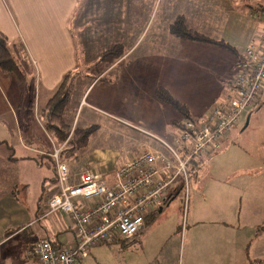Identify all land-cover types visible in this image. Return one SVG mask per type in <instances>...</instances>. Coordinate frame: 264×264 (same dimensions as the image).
I'll use <instances>...</instances> for the list:
<instances>
[{"label":"rangeland","instance_id":"obj_1","mask_svg":"<svg viewBox=\"0 0 264 264\" xmlns=\"http://www.w3.org/2000/svg\"><path fill=\"white\" fill-rule=\"evenodd\" d=\"M253 2L261 4L260 7L254 9L256 5ZM263 5L264 0H237L236 7L233 8L227 7V0H219L218 5L216 0H79L70 28L81 72L89 69L102 50L115 43H121L124 47L122 50H126L116 62V70H112L113 74L108 82L121 83L118 76L124 71L120 77L123 79L121 86L115 85L111 90L113 96L115 94L123 97H120L114 106L98 105L100 108L97 112L91 111V116H87L91 118L89 124L99 125V129L89 139L90 145L110 148L116 154V162L132 152L133 140L137 142L135 155L141 152L143 144H148L162 154L161 157H168L164 146L146 134L170 142L176 135L172 120H177L179 113L151 96V86L155 84L153 82L157 79L159 70L157 66H153L148 53L159 55L158 52L162 54V51H165L167 60L159 85H164L175 97L176 83L181 85L193 80L195 82L192 83H207L204 64L198 58H209L211 51L220 53L221 56L223 50L198 44L192 46L191 41L188 43L174 40L166 30L167 25L185 12L186 14L179 18L186 22L187 16V21L190 19L200 29L207 13L206 19L212 26L210 37L223 39L231 45L237 43L240 46L237 47L239 52L248 40V30L257 29L260 25L259 18H252L250 14L254 10H264ZM128 45L132 49L127 51ZM175 52L179 57L175 56ZM184 57L192 58L194 62L188 64ZM131 61V65L121 70V66ZM1 83L9 81L0 77ZM6 87L3 97L13 104V94L15 96L17 92L19 95L20 92L18 89L14 90V93L9 92L8 84ZM28 88L29 83H26L23 90L24 107L28 100ZM96 89L99 93L107 92L105 86H97ZM79 93L78 89L77 95ZM18 95L17 109L20 101ZM111 116L117 121L112 120ZM37 127V124H33V131L38 132ZM72 130L73 127L69 130L66 142L71 137ZM139 141L142 142L139 144ZM223 142L220 151L202 156L198 167L192 168L189 173L186 189L171 199L163 211L149 221L150 229H164L160 242L167 245L166 250L170 248L168 244L178 239L177 233L167 241L171 229L174 233L178 231L176 226L181 227V232L187 229L186 243L181 245L179 253L177 250V264H191L190 255L187 253L188 245H198L200 241L201 245H198V250H195L191 257L194 264H264V89L259 105L240 114ZM10 144L0 149L14 156L17 145L15 138ZM90 152L91 149L78 155V158ZM93 156L95 155H91L89 164L94 161ZM75 160L77 163V159ZM97 166L108 167L103 168L104 173L112 172L115 167L112 163L95 161L91 170L99 169ZM45 172L50 178L49 170H26L24 179L28 181L29 188L27 191L22 188L20 193L18 187L19 191L16 192L19 200L27 204H34L36 196L41 194L39 203L42 212L46 211L43 201L49 195L50 188H53L49 179L41 191L39 180ZM95 174L96 178L101 179L100 174ZM56 214L48 217L58 218ZM120 240L123 244L116 242L111 249L124 258L129 254L128 246L134 243L130 240ZM176 245L178 247L179 242ZM0 264L34 262L26 259L23 251L0 245Z\"/></svg>","mask_w":264,"mask_h":264},{"label":"crops","instance_id":"obj_2","mask_svg":"<svg viewBox=\"0 0 264 264\" xmlns=\"http://www.w3.org/2000/svg\"><path fill=\"white\" fill-rule=\"evenodd\" d=\"M218 3L219 0H216V5H218ZM236 3L237 0H227V7H236ZM78 4L79 0H0V33L7 39L9 44L14 43L23 46L24 53L27 55V59L32 66L31 74L34 76V120H31L27 114V103L24 107L25 94L23 93L22 97H20L17 92L15 93V96L13 94V104H11L6 97V99L3 97L4 92L6 91L5 89H7L6 86L8 84L9 92L14 93V90L17 89L10 79L4 77L2 78L9 81V83H1L3 86L0 84V148H2V146L5 147L11 145L10 141L13 138H15V141L17 142L14 156L7 154L6 151L0 149V245H8L16 251H23V256L26 259L32 260L34 264H36V261L27 255L38 237L48 238L57 247L75 244L72 223L67 216L56 214L59 216V219L46 216L37 220L42 213V208H40L39 203V200L41 202L42 199L41 194L36 196L34 204H27L26 202L19 200L16 196V192L20 190V193H22V188H24L23 190L25 191L29 188L28 181L24 179L26 170L38 171V169L50 171V178H48L46 172L41 174L39 180L41 191L44 190V183L49 179L53 184V188H50L51 191L49 190V195L53 193L55 189L53 161L49 155L50 146L45 142L47 138L40 119L41 109L44 108L52 90L57 86L63 74L73 69L80 70L73 42V35L70 28ZM254 4L256 5L254 9L259 8L261 5L258 3ZM205 8L208 9V6ZM259 11L261 12L262 10L260 9ZM185 14V12H182V14L179 15ZM250 16H252V18L253 16L257 17V19L259 18L260 25H258L257 29L253 28L252 30H248V40L244 43V48L239 52L237 47L240 46L237 43L234 42V44L231 45L223 39L216 40V38L210 37L211 34L209 31H212V26H210V21L206 19L207 13L202 21V27L200 29L190 19L189 22L192 25H195L194 28L198 32L203 33L205 36L215 41H222V43L228 45V48H224L221 45L201 44L195 41L190 42L189 40L173 36L169 32L168 27L176 18L175 17L166 27V30L174 40L177 39L183 42H190L193 43L192 46L198 44L205 47L220 48L223 50V55L220 56V53H214V51H211L209 58H203L202 56L199 57V61L204 64L206 70L205 75L207 77V83H192L195 82V80L192 81V78H190V82L192 81L191 83H181V85L176 83L174 86L175 98L172 96L168 88L164 85H159V79L160 76H163V69L167 60L165 51L163 50L162 54L158 52L159 55L148 53V57L152 60L153 66H157L159 70V75L153 82L155 84H152L151 86V96L156 97L165 105V103L156 96V92L163 89L168 91L174 100L183 104L190 115L198 116L204 114L212 103L219 98H223L229 91L232 70L242 57V53L248 42L253 38H259L264 32V23L262 22L264 21V16L258 17L256 10L252 11ZM187 18L188 17L186 16V19ZM262 27L263 29L261 30L260 28ZM116 44L124 49L121 43H115L111 47L102 50L95 57L94 63L103 51L112 48ZM126 47H128L127 51L132 49L130 45ZM124 52H126V50H123V54ZM122 56L118 60H120ZM175 56L179 57L177 52H175ZM184 59L188 61V64L194 62L192 58L184 57ZM117 61L99 74L94 80H92L93 83L91 82L89 85H86L83 91L80 92L73 126L77 124L83 127L88 126V124L91 123V118H89L91 116V111L97 112L96 110L100 108L98 105L114 106L116 105L117 100L120 97H123H119L115 94L113 96V91L111 90L115 85L121 86L123 79L120 77L123 76L125 73L124 71L121 73L120 77L118 76V80L121 83H108ZM132 62L133 61L121 66V70L126 69V66L131 65ZM115 70L116 69H114V71ZM106 73L107 76H105ZM102 81L106 83H97ZM97 86H100L101 88L105 86L107 92L99 93L96 89ZM17 95L20 98L18 109L16 107V102L18 100ZM261 97L262 94L258 103L254 107L259 105ZM175 111L179 113V118L177 120H172L174 127L176 123L183 119L181 113L177 110ZM86 112H89V114ZM87 116L89 117L87 118ZM81 117L83 120H81ZM111 117L112 120L117 121L113 116ZM33 124L38 125V132L33 131ZM90 142L91 141L88 142V145L82 151L79 150V152H76L69 158L77 159L76 165L71 164L70 169L73 174L82 170H88L94 175H96L95 173H98L100 174L99 178L108 184L113 182V173L115 170L126 159L134 156V153L136 152L135 150L137 149V142L135 143L134 140L131 141L134 143V146L131 147L132 152L125 158L119 161L117 160L116 162V154L110 150V148L106 149L105 146L90 145ZM140 142L142 141H139V144ZM89 149H91L90 154L83 155L80 159L78 158V155L82 153L85 154ZM92 154L95 155L92 157L94 161H91V164H89ZM211 154L213 153H210L209 155ZM201 158L192 163L191 170L192 168L198 167V162ZM95 161H97V163L102 161L107 164L112 163L115 167L112 168V172L109 173L103 172V168L108 169V167L104 166H97L99 169L91 170ZM18 187H20V189L17 191ZM49 195L43 201L45 206ZM166 205L167 204L164 206ZM164 206L153 210L147 215L148 224L145 223V225L130 240L133 241L132 243H134V245L128 246L129 249H127V251L129 254L126 257L122 258L119 256L118 252L111 249V246L116 242H121L123 244V241L120 239H115L109 244L93 246L89 249L87 257L79 261L78 264H177V250L179 253L181 245H185L186 243L187 229L181 232V227L176 226L178 231L175 233L171 229L170 237H168L167 241L171 240L172 235L177 233L178 239L168 244L170 248L166 250L167 245H162L160 242L163 239L164 229H150L149 227V221L157 214H160L163 211ZM223 224L227 225L226 223ZM188 241L189 240H187V242ZM177 242H179L178 247L176 245ZM201 243L202 241H200L198 245H201ZM198 245H188L187 253L190 255L191 264H194V260H191V257L194 251L198 250ZM20 256H22V254H20Z\"/></svg>","mask_w":264,"mask_h":264},{"label":"built area","instance_id":"obj_3","mask_svg":"<svg viewBox=\"0 0 264 264\" xmlns=\"http://www.w3.org/2000/svg\"><path fill=\"white\" fill-rule=\"evenodd\" d=\"M256 14L264 16V10H256ZM263 89L264 32L246 45L223 98L212 103L204 114L176 123V135L170 142L145 133L164 146L168 157H161L154 147L143 144L139 154L115 170L111 184L88 170L73 174L70 165H76V160L62 155L66 141L57 146L46 134L55 189L46 201V211L37 220L56 213L67 216L75 244L57 247L48 238L38 237L28 257L36 264H78L95 245L131 240L150 212L186 189L192 163L221 150L240 114L258 103Z\"/></svg>","mask_w":264,"mask_h":264},{"label":"trees","instance_id":"obj_4","mask_svg":"<svg viewBox=\"0 0 264 264\" xmlns=\"http://www.w3.org/2000/svg\"><path fill=\"white\" fill-rule=\"evenodd\" d=\"M182 16L176 17L169 24L168 29L173 36L201 44L221 45L224 48H228V45L222 43V41H215L198 32L187 19L185 22L179 18ZM122 55L123 50L121 46L116 44L112 48L103 51L97 57L95 63L88 67V70L81 72L78 69H73L63 74L57 86L52 90L44 108L41 109L40 119L45 133L53 139V142L57 146H61L66 141L65 139L68 136L69 130L73 127L71 137L62 147L63 156L70 158L76 152L85 148L88 145L90 137L99 127L96 124L84 127L73 126L74 117L77 112L78 96L80 94L77 95V90L79 89L82 92L84 87L90 84L87 83L88 81L94 80ZM31 69L32 66L27 59V55L24 53L23 46L14 43L9 44L7 39L0 33V77L10 79L12 84L16 85V89L19 90L20 97L23 96L26 83H29L27 114L31 120H34V76L31 74ZM156 96L168 106L179 111L183 118L193 116L187 112L183 104L174 100L168 91L160 89L156 92ZM45 142L50 146L48 140ZM145 223L148 224L147 216L144 218L143 226Z\"/></svg>","mask_w":264,"mask_h":264},{"label":"water","instance_id":"obj_5","mask_svg":"<svg viewBox=\"0 0 264 264\" xmlns=\"http://www.w3.org/2000/svg\"><path fill=\"white\" fill-rule=\"evenodd\" d=\"M248 122V116L246 117V123Z\"/></svg>","mask_w":264,"mask_h":264}]
</instances>
